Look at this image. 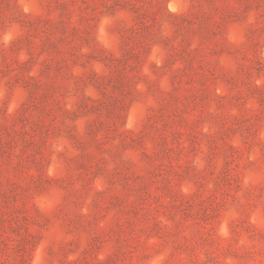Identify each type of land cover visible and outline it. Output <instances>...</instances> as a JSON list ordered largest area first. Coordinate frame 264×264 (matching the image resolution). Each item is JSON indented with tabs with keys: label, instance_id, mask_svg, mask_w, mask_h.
<instances>
[{
	"label": "rangeland",
	"instance_id": "obj_1",
	"mask_svg": "<svg viewBox=\"0 0 264 264\" xmlns=\"http://www.w3.org/2000/svg\"><path fill=\"white\" fill-rule=\"evenodd\" d=\"M0 264H264V0H0Z\"/></svg>",
	"mask_w": 264,
	"mask_h": 264
}]
</instances>
